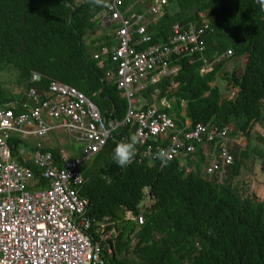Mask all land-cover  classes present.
<instances>
[{
    "label": "trees",
    "instance_id": "trees-1",
    "mask_svg": "<svg viewBox=\"0 0 264 264\" xmlns=\"http://www.w3.org/2000/svg\"><path fill=\"white\" fill-rule=\"evenodd\" d=\"M107 1L108 6L94 0H0V106L15 115L30 112L36 104L28 100L29 92L35 89L45 101L56 81L79 90L107 119L123 121L128 102L115 77L109 79L116 66L109 55L95 58L117 45V26L106 28L101 21ZM167 1L163 16L148 25L152 44H166L176 25H211L213 31L204 38L203 53L173 57L171 66L179 71L149 85L145 93L175 99L162 110L179 127L189 120L191 131L199 124L229 128L223 141L216 137L208 142L203 136L190 143L196 151L224 145L234 164L220 182L203 174L204 159L186 173L179 159L152 161L144 158L146 148L135 146L132 163L121 169L112 160L114 149L136 134V127L124 126L82 167L86 183L80 195L90 201L88 213L99 222L109 218L108 231H115L109 240L116 245L115 256L107 264H264V200L249 184L241 188L235 183L246 168L244 158L261 154L262 145L254 139L264 141V11L256 0ZM139 6L128 0L122 11H149V3ZM229 51L231 58L226 57ZM235 58L245 59L242 73L224 70ZM210 64L213 70L203 73ZM35 73L40 81H33ZM219 80L240 90L236 99L223 98ZM232 137L241 149L231 145ZM9 145L14 161L40 174L21 154L23 148H33L28 141L15 134ZM52 152L61 158V150ZM150 198L151 206H143ZM145 208V224L139 227L128 214L136 218Z\"/></svg>",
    "mask_w": 264,
    "mask_h": 264
},
{
    "label": "built area",
    "instance_id": "built-area-1",
    "mask_svg": "<svg viewBox=\"0 0 264 264\" xmlns=\"http://www.w3.org/2000/svg\"><path fill=\"white\" fill-rule=\"evenodd\" d=\"M126 1H107V14L101 21L105 27L117 26L113 32L117 45L95 56L98 60L109 55L116 66L109 76L115 77L128 101L123 121L107 119L79 90L56 81L50 86L51 97L45 101H41L35 89L29 92L28 100L36 104L30 112L15 115L11 108L0 106V264H107L115 256L116 245L109 243L115 238V231H108L110 219L99 222L91 216L90 201L80 195L86 183L81 167L103 151L122 127H136V146L146 148L144 158L162 161L157 153L164 150L167 161L179 159L186 173L195 171L183 163L196 151L190 142L202 140L203 136L208 142L216 137L228 139L229 128L221 130L218 126L199 124L191 131L188 124L179 127L174 118L157 106L137 105V95L150 81L156 84L178 70L171 67L173 57L205 51L204 38L213 31L211 25H176L166 44H152L148 25L163 16L168 1L142 0L150 4L152 20L141 13H123L121 7ZM145 45L144 49H138ZM231 56L233 52L229 51L227 57ZM41 78L37 73L33 75L34 82ZM48 118L53 124L47 122ZM31 124L36 125L35 132L29 129ZM58 130H64L81 144V156H63L57 164L55 156L45 151V144L40 141L33 159L39 175L13 161L9 141L14 134H35L45 140ZM164 136L167 138L163 139ZM233 164L228 148L216 144L205 173L221 182L225 170ZM151 203L150 198L144 206ZM136 220L143 225L145 217L141 215Z\"/></svg>",
    "mask_w": 264,
    "mask_h": 264
},
{
    "label": "crops",
    "instance_id": "crops-1",
    "mask_svg": "<svg viewBox=\"0 0 264 264\" xmlns=\"http://www.w3.org/2000/svg\"><path fill=\"white\" fill-rule=\"evenodd\" d=\"M140 4H142V2L140 1ZM141 10V9H140ZM139 11V9H138ZM141 13V11H139ZM141 14H145L147 15L148 19H152V17L147 14V11H145L144 13ZM156 20V18H155ZM156 22V21H155ZM245 64V59H232L230 62H228V67H226L224 70L226 71H230L233 72L231 70L233 69H238L240 73H242L243 71V65ZM242 66V67H241ZM213 68L210 66H208V68L204 71V73L210 72ZM151 83V81L149 82V84ZM218 84L221 86L222 88V92H223V98L225 99H229V100H233L234 98H230V89L233 88L232 90H239L238 88H234L232 85H229L227 83V87L224 88V83L223 81L219 80ZM137 105L139 108H146V107H150V106H157L159 108H171V106L173 105V103L175 102V99H168V98H163V99H159L158 98V93H154L152 95H148L147 93H145L144 91L139 93L137 95ZM156 104V105H155ZM183 107H186V103H183ZM186 115V111L183 110L182 112V116ZM47 122L49 124H53V120L52 119H47ZM187 124L190 125V121L187 120ZM29 129L33 132H35L37 130L36 125L35 124H31L29 125ZM231 130L234 129L233 126H231L230 128ZM15 135V134H14ZM18 136L22 137L23 139H25L26 141H28L31 146H33V148L31 150L29 149H25L23 148L21 150V154L25 155L27 159H30L32 165H36L34 162V156L37 152V147H38V143L40 141H43V143L45 144V151L51 152L54 156L55 154L52 152L56 149L61 150V158L58 160L55 156V160L56 163L59 164L62 161L63 156H67L68 158H76V155L74 153L75 151V142H77L70 134H68L67 132H65L64 130H58L55 132H51L49 136H47L45 138V140H41L37 135L32 134H17ZM167 136H164L163 139H166ZM231 145H234L237 141L234 137H232L231 139ZM165 142H167V140H165ZM79 144V143H78ZM80 148H81V153H82V146L81 144ZM198 153L194 154V156L192 158H188L183 160L184 164H187L190 168H197V163L196 161H199V159H204V163L201 165L202 167V172L204 174L206 166L208 165V163L212 160V154L214 152V149L208 145H203L202 150H199V148L197 149ZM80 153V155H81ZM78 157V156H77ZM14 161V160H13ZM16 162V161H14ZM191 162V163H190ZM17 164H19L21 167L27 168V169H32L31 167H26L21 165L20 163L16 162ZM37 168V166H35ZM33 170V169H32ZM39 170V169H38ZM44 186H47V183H44Z\"/></svg>",
    "mask_w": 264,
    "mask_h": 264
},
{
    "label": "rangeland",
    "instance_id": "rangeland-1",
    "mask_svg": "<svg viewBox=\"0 0 264 264\" xmlns=\"http://www.w3.org/2000/svg\"><path fill=\"white\" fill-rule=\"evenodd\" d=\"M80 2V0H78ZM140 1L142 2V4H140ZM135 2L138 3V5H140L139 7L144 5V2L142 0H135ZM134 8V6L130 9ZM103 24V23H102ZM109 26H107L106 28H108ZM103 43V42H102ZM228 67V66H226ZM242 67V66H241ZM235 69L231 70L234 71ZM10 78L12 80H14L13 76H10ZM2 81H7V76L5 75L2 79ZM9 81V80H8ZM9 85H13L12 82L9 83ZM227 82H224V88H226ZM233 88L230 89V98H234L236 99V97L238 96V93L240 92V90H232ZM191 125V124H190ZM188 125V126H190ZM237 142L234 144V146L238 147L241 149L240 145H239V140H236ZM241 142V141H240ZM245 142V143H244ZM254 144H261L262 145V149L260 150L261 154L258 153L257 155H253L249 158V156H246L244 158L245 161H247V165L246 168L243 170L242 175L236 180V184H238L239 187L241 188H246V186H248L249 184V190H253V192L256 193V195L264 200V141L261 142L259 140H255L254 139ZM247 145V140L243 141V145L242 148H245ZM76 157L80 156L81 153V148L80 145L75 142V151H74ZM198 151H195L194 154H197ZM201 160L199 159V161H196V163H199ZM211 164V161L208 163V165ZM85 165V164H84ZM83 165V166H84ZM207 165V166H208ZM82 166V167H83ZM81 167V170H82ZM192 170H196L194 167L191 168ZM227 173V170H225ZM205 173V172H204ZM252 187V189H251ZM128 216H130V214H128Z\"/></svg>",
    "mask_w": 264,
    "mask_h": 264
},
{
    "label": "clouds",
    "instance_id": "clouds-1",
    "mask_svg": "<svg viewBox=\"0 0 264 264\" xmlns=\"http://www.w3.org/2000/svg\"><path fill=\"white\" fill-rule=\"evenodd\" d=\"M94 2H95V4L97 5V6H100V5H104V6H108L107 4H106V0H94ZM256 3L259 5V8H260V11H264V0H256ZM145 5V4H144ZM166 7V6H165ZM165 9V8H164ZM147 14H149V11L147 12ZM145 15V14H144ZM150 15V14H149ZM151 16V15H150ZM152 17V19H154L153 17L154 16H151ZM146 18H148L147 17V15H146ZM152 19H149V20H152ZM157 21V20H156ZM150 23H152V22H150ZM193 25H195V24H193ZM227 57V56H226ZM232 57V56H231ZM231 57H227V58H231ZM171 63V62H170ZM211 65V67L213 68V65L212 64H210ZM210 65H208V66H210ZM208 66L206 67V69L208 68ZM173 69H177L178 68V70L175 72V73H173L172 75H169V76H173V75H175L178 71H179V67H173V66H171ZM206 69H204L203 70V73H204V71L206 70ZM213 70V69H212ZM211 70V71H212ZM210 71V72H211ZM207 73H209V72H207ZM206 74V73H205ZM169 76H166V77H169ZM166 77H164V78H166ZM109 79H114V77L113 78H110V76H109ZM163 79V78H162ZM161 79V80H162ZM160 80V81H161ZM159 81V82H160ZM158 82V83H159ZM158 83H156V84H158ZM154 85L153 83H150V84H148V86L149 85ZM148 86H147V88L144 90V92L148 89ZM122 93V92H121ZM122 96H123V94H122ZM124 97V96H123ZM125 98V97H124ZM128 102V101H127ZM166 108V107H165ZM162 109H164V108H162ZM137 137L135 136V135H133L127 142H121V143H119L117 146H116V148L114 149V152H113V154H112V160L115 162V164L119 167V168H121V169H123V168H126L128 165H130L131 163H132V161H133V159H134V156H135V151H136V148H135V146H136V144H137ZM81 156V155H80ZM157 156H158V158H160L161 160H162V162H164V163H166L167 162V156H168V154H167V152H165L164 150H161V151H159L158 153H157ZM194 156V155H193ZM212 161V160H211ZM207 167V166H206ZM206 174V173H205ZM143 206H144V204H143ZM149 206H151V204H149ZM145 212L146 211H142V215H144L145 214ZM141 216V215H140ZM140 216H138V217H140ZM138 217H134L131 213H130V216H128V218H130V219H137ZM137 221V220H136ZM144 224H145V222H144ZM143 224V225H144ZM137 225L140 227V226H143V225H139V223H138V221H137Z\"/></svg>",
    "mask_w": 264,
    "mask_h": 264
},
{
    "label": "bare ground",
    "instance_id": "bare-ground-1",
    "mask_svg": "<svg viewBox=\"0 0 264 264\" xmlns=\"http://www.w3.org/2000/svg\"><path fill=\"white\" fill-rule=\"evenodd\" d=\"M126 2H128V0H127ZM126 2H125V3H126ZM125 3H124V4H125ZM121 10H122V7H121ZM124 10H125V9H124ZM122 12H123V11H122ZM193 29H195V28H193ZM168 41H169V40H168ZM110 44H111V43H110ZM212 61H213V60H212ZM155 105H156V104H155ZM172 106H173V105H172ZM146 108H147V107H146ZM169 110H170V109H169ZM163 111H164V110H163ZM167 113H168V112H167ZM134 129H135V128H134ZM205 141H206V140H205ZM77 143H78V142H77Z\"/></svg>",
    "mask_w": 264,
    "mask_h": 264
},
{
    "label": "water",
    "instance_id": "water-1",
    "mask_svg": "<svg viewBox=\"0 0 264 264\" xmlns=\"http://www.w3.org/2000/svg\"><path fill=\"white\" fill-rule=\"evenodd\" d=\"M102 23H103V21H102ZM103 27H105V26L103 25Z\"/></svg>",
    "mask_w": 264,
    "mask_h": 264
}]
</instances>
